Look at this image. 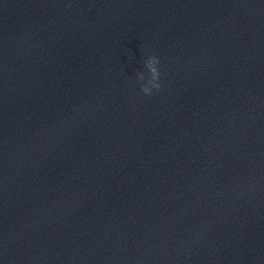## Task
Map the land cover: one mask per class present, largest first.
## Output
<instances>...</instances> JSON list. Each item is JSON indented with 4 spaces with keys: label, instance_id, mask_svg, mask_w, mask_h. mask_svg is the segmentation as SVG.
I'll list each match as a JSON object with an SVG mask.
<instances>
[{
    "label": "clouds",
    "instance_id": "9594fccd",
    "mask_svg": "<svg viewBox=\"0 0 264 264\" xmlns=\"http://www.w3.org/2000/svg\"><path fill=\"white\" fill-rule=\"evenodd\" d=\"M159 61L156 57H150L145 62V67L150 75V78L145 82V77L143 73H138L137 78L139 81H141V91L144 95H151L153 92V89L159 90L160 84L158 83L159 80V71L157 68V64Z\"/></svg>",
    "mask_w": 264,
    "mask_h": 264
}]
</instances>
